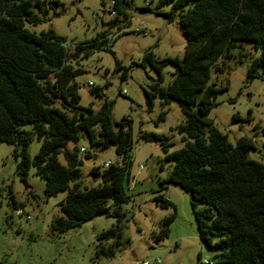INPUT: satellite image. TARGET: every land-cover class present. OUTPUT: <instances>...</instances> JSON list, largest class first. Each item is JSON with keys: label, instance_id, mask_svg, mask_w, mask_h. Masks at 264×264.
<instances>
[{"label": "trees", "instance_id": "trees-1", "mask_svg": "<svg viewBox=\"0 0 264 264\" xmlns=\"http://www.w3.org/2000/svg\"><path fill=\"white\" fill-rule=\"evenodd\" d=\"M113 1V25L117 26L120 17L129 21L124 5L127 0ZM51 4L60 5V1ZM45 6L41 0H0V145L16 146L14 156L20 159L18 174L23 181L34 167L36 176L46 184L48 198L68 193L61 204L64 216L52 224L54 232L64 233L108 215L110 203L118 212L130 202L125 184L131 165V121H113V101L105 100L99 112L80 106L75 79L85 72L73 62L88 59L96 51L111 52V33L77 44L71 52L67 40L53 30L38 36L26 28L27 24L42 23L34 8L44 16ZM165 7L170 11L163 12ZM154 12L169 22L178 20L187 42L182 59L158 61L152 52L144 58L158 76L151 91H145L150 108L154 98H159L163 107L175 101L186 118L174 130L184 136L185 147L179 151H170L173 144L168 137L142 135L147 142L160 143L164 161L172 164L162 185L178 186L191 196L199 237L217 252L213 264H264V165L250 159L255 151L252 140L242 138L234 146L209 119L218 95L228 89L209 86L220 58L231 60L235 52L241 60L247 58L245 47L250 44L260 56L251 60L248 80L264 71V0H160ZM170 65L176 73L167 88L161 87L162 71ZM118 69L122 67L118 65ZM215 69L224 71L219 66ZM126 78L127 70L122 75ZM92 88L98 97H104L102 90ZM165 117L163 112L160 118L164 121ZM26 126L33 131H24ZM85 134L91 145L103 151L113 147L123 156V166L111 165L94 174L102 184L91 189L81 186L80 149L75 145L68 150L69 144H78ZM33 136L42 143L34 160L27 152ZM61 155L66 166L59 161ZM86 159L90 155L86 154ZM155 201L164 209L172 206L162 196ZM199 206L206 208L196 212ZM174 220L175 214L161 223L158 239L168 237ZM122 239L119 225L98 236L100 242L114 240L118 247ZM114 254L111 248L109 256ZM201 257L199 254V261Z\"/></svg>", "mask_w": 264, "mask_h": 264}, {"label": "rangeland", "instance_id": "rangeland-1", "mask_svg": "<svg viewBox=\"0 0 264 264\" xmlns=\"http://www.w3.org/2000/svg\"><path fill=\"white\" fill-rule=\"evenodd\" d=\"M41 1L46 2L44 16L36 8L34 11L42 18V23L27 24L26 28L38 36L53 30L67 40L71 52L77 44L92 41L105 32L111 33V52L96 51L88 59L73 62L85 72L75 83L82 108L99 112L105 100L113 101V121L121 122L123 118L131 121V165L125 184L130 202L118 212L110 203L108 215L98 216L64 233L54 232L52 224L64 216L61 204L68 193L48 198L46 184L36 176L34 167L23 181L18 174L20 159L14 156L16 146L2 144L0 264H154L157 259L160 264H199L203 259L215 260L217 252L211 251L199 237L191 196L178 186L162 185L172 171V164L164 161L160 143L142 138L146 133L168 137L173 144L171 152L185 147L184 136L174 131L186 121L180 105L173 101L163 107L160 99L154 98L150 108L145 94L158 81L157 74L144 61L148 53L152 52L158 61L184 57L187 42L178 20L169 22L155 14L160 0H127L124 5L129 21L120 17L117 26L111 22L116 19V15H111L114 12L112 0H59L60 5L51 4L55 0ZM148 8L153 13L147 11ZM162 11H170V7ZM56 14L60 15L56 17ZM245 49L247 58L241 60L240 54L235 52L231 60L220 58L213 67L209 86L228 89L218 95L209 119L234 146L242 138L252 140L255 151L250 153V159L264 165V71L259 72L258 78L248 80L251 60L260 54L250 44ZM218 66L223 68L222 73L216 71ZM126 70L124 80L122 75ZM174 73L176 69L171 65L162 71L161 87L170 85ZM90 83L102 90L103 98L96 95ZM163 112H166L164 121L160 118ZM237 117L240 121L235 122ZM257 126L259 130H255ZM23 130L32 132L33 128L26 126ZM75 145L87 150L80 154L83 189L102 184L94 174L103 173L105 164L123 166V156H119L115 148L103 151L91 145L86 134L78 144H69L68 150L72 151ZM41 146L33 136L27 148L32 160L40 153ZM86 154L90 159H86ZM59 161L67 165L64 155ZM158 196L167 198L172 206L159 207L155 201ZM205 208L199 206L195 211ZM174 214L168 237L158 239L161 223ZM118 225L123 233L119 247L114 246V240H98L100 234ZM111 248L115 250L114 256H109Z\"/></svg>", "mask_w": 264, "mask_h": 264}, {"label": "built area", "instance_id": "built-area-1", "mask_svg": "<svg viewBox=\"0 0 264 264\" xmlns=\"http://www.w3.org/2000/svg\"><path fill=\"white\" fill-rule=\"evenodd\" d=\"M114 4H115V2L112 0V6L114 7ZM112 16L113 15H116V13L115 12H113L112 14H111ZM140 33H144V34H147L148 32H142V31H139ZM90 87H95L94 86V84L93 83H90ZM80 152L82 153V154H84V153H86L87 152V150L85 149V148H81L80 149ZM111 163H107V164H105L104 166H103V168L105 169V170H107V169H109L110 167H111ZM143 169V168H142ZM161 263V261H160V259H157V260H155V262H154V264H160ZM202 264H213V261H209V260H207V259H203L202 260V262H201ZM144 264H149V263H147V262H145Z\"/></svg>", "mask_w": 264, "mask_h": 264}, {"label": "water", "instance_id": "water-1", "mask_svg": "<svg viewBox=\"0 0 264 264\" xmlns=\"http://www.w3.org/2000/svg\"><path fill=\"white\" fill-rule=\"evenodd\" d=\"M97 177V176H96Z\"/></svg>", "mask_w": 264, "mask_h": 264}]
</instances>
